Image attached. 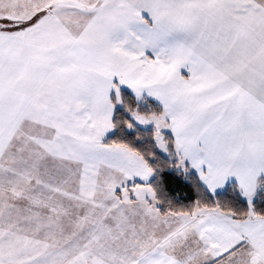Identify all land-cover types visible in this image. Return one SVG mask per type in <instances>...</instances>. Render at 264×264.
<instances>
[{
  "label": "snow or ice",
  "instance_id": "1",
  "mask_svg": "<svg viewBox=\"0 0 264 264\" xmlns=\"http://www.w3.org/2000/svg\"><path fill=\"white\" fill-rule=\"evenodd\" d=\"M0 264H264V0H0Z\"/></svg>",
  "mask_w": 264,
  "mask_h": 264
}]
</instances>
